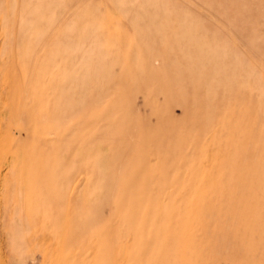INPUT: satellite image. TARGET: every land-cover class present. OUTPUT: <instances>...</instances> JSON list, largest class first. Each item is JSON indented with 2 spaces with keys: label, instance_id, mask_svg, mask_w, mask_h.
I'll return each instance as SVG.
<instances>
[{
  "label": "rangeland",
  "instance_id": "rangeland-1",
  "mask_svg": "<svg viewBox=\"0 0 264 264\" xmlns=\"http://www.w3.org/2000/svg\"><path fill=\"white\" fill-rule=\"evenodd\" d=\"M0 264H264V0H0Z\"/></svg>",
  "mask_w": 264,
  "mask_h": 264
},
{
  "label": "bare ground",
  "instance_id": "bare-ground-1",
  "mask_svg": "<svg viewBox=\"0 0 264 264\" xmlns=\"http://www.w3.org/2000/svg\"><path fill=\"white\" fill-rule=\"evenodd\" d=\"M1 173H2V169H1V167H0V176H1Z\"/></svg>",
  "mask_w": 264,
  "mask_h": 264
}]
</instances>
